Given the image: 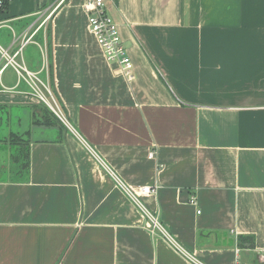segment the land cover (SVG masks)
<instances>
[{
  "label": "crops",
  "instance_id": "0c3cea01",
  "mask_svg": "<svg viewBox=\"0 0 264 264\" xmlns=\"http://www.w3.org/2000/svg\"><path fill=\"white\" fill-rule=\"evenodd\" d=\"M85 1L0 11L4 48L32 34L15 60L74 128L2 70L0 264H195L116 177L157 186L140 203L202 264H264V0H105L129 75L103 56Z\"/></svg>",
  "mask_w": 264,
  "mask_h": 264
},
{
  "label": "built area",
  "instance_id": "2783aa9c",
  "mask_svg": "<svg viewBox=\"0 0 264 264\" xmlns=\"http://www.w3.org/2000/svg\"><path fill=\"white\" fill-rule=\"evenodd\" d=\"M9 1V0H8ZM6 0H0V11L4 9ZM83 8L87 13V28L89 32L94 36L98 46L100 47L103 56L109 62L116 63L122 72L129 75L132 70V62L127 53V49L124 45L123 40L120 37L118 26L107 12L105 0H86L83 3ZM0 22V27L2 26ZM15 35H13L14 38ZM31 35L25 34L22 37L20 47L13 54H9L8 50L0 45L1 59L5 58V62L0 67V73L9 64L15 69L18 78L26 76L29 80V86L31 94L36 100L42 103L51 115L58 120L63 126L68 129L74 130L72 125L69 123L64 111L62 110L60 103L55 97L53 91L48 85L42 83L34 74L26 70L25 66L15 60L16 55L20 52L22 47L30 40ZM150 158L154 157V151L148 152ZM118 186L130 197L132 202L138 206L142 216L145 218L146 227L152 234L160 233L168 242H170L178 252L183 256L188 257L195 264H202L199 262L194 255L189 254L186 250L180 247L161 224L158 218L147 211L140 203L138 196L149 195L156 192L157 186L144 185L139 187L137 190L124 184L121 180L116 177ZM192 204L196 203V197L190 198ZM199 212V211H198Z\"/></svg>",
  "mask_w": 264,
  "mask_h": 264
},
{
  "label": "rangeland",
  "instance_id": "374dc122",
  "mask_svg": "<svg viewBox=\"0 0 264 264\" xmlns=\"http://www.w3.org/2000/svg\"><path fill=\"white\" fill-rule=\"evenodd\" d=\"M15 2H20V0H15ZM11 35H10V31L7 28H2L0 30V45L3 47H6L7 43L9 42ZM29 47V46H28ZM28 47H26V50L28 49ZM30 49H32L31 47H29ZM33 50V49H32ZM9 53H11V51L9 50ZM2 63L1 65L5 62V58L1 59ZM5 77H8L10 80H12L13 82L16 81V75L14 70L12 69V67H8L5 71L4 74ZM51 118H53L55 121H57L53 116H51ZM58 122V121H57Z\"/></svg>",
  "mask_w": 264,
  "mask_h": 264
},
{
  "label": "water",
  "instance_id": "95a60500",
  "mask_svg": "<svg viewBox=\"0 0 264 264\" xmlns=\"http://www.w3.org/2000/svg\"><path fill=\"white\" fill-rule=\"evenodd\" d=\"M13 112L14 111L10 110L9 113H8V107H6V106L4 108H2V113H3V116H4L3 128H5V129L7 128V117H8V114H13ZM34 123L36 124V121ZM10 126H11V129H13L12 120L10 122ZM26 126H28L26 130H28V128H30V125L27 124ZM25 131H20V133H15L14 131H11V132L14 133V135H16L18 137L20 136L21 140H24L26 138V137L24 138V136H23ZM26 132H28V131H26ZM4 139H7V135L4 137ZM10 140H13V137H11ZM25 140H27V139H25Z\"/></svg>",
  "mask_w": 264,
  "mask_h": 264
},
{
  "label": "trees",
  "instance_id": "16d2710c",
  "mask_svg": "<svg viewBox=\"0 0 264 264\" xmlns=\"http://www.w3.org/2000/svg\"><path fill=\"white\" fill-rule=\"evenodd\" d=\"M7 3H8V0H6L5 5H7ZM47 112H48V111H47ZM48 114H49V116H51V115H50V114H51L50 112H49ZM49 122H50V120L47 118V119H45V120L40 121L39 123H45V124H46V123H49ZM36 123H37V121H36ZM26 166H27V164H26ZM26 166H25V167H26Z\"/></svg>",
  "mask_w": 264,
  "mask_h": 264
}]
</instances>
